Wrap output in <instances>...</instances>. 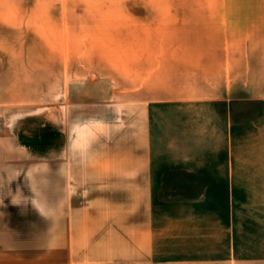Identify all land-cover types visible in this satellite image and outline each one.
<instances>
[{
  "label": "crops",
  "instance_id": "1",
  "mask_svg": "<svg viewBox=\"0 0 264 264\" xmlns=\"http://www.w3.org/2000/svg\"><path fill=\"white\" fill-rule=\"evenodd\" d=\"M195 6L0 0V165L10 147L42 179L25 199L36 211L86 209L89 264H264V0ZM160 11L168 26H221L232 48L202 52L211 60L197 67L192 48L170 51L169 80L153 54L122 86L114 74L65 80L53 107L33 102L51 93L54 36L158 28Z\"/></svg>",
  "mask_w": 264,
  "mask_h": 264
},
{
  "label": "rangeland",
  "instance_id": "2",
  "mask_svg": "<svg viewBox=\"0 0 264 264\" xmlns=\"http://www.w3.org/2000/svg\"><path fill=\"white\" fill-rule=\"evenodd\" d=\"M229 1L110 0L114 4L157 6L160 9L169 5H186L193 9L202 7L195 5ZM120 8L121 6L114 5L108 9L113 11ZM181 13L187 12L178 11L176 14ZM188 13L193 14L192 11ZM159 14L162 17L159 23L161 26L158 28L73 32L54 36V46L58 45L59 49L50 50L51 59L58 58V64L57 61L51 62V80L46 83L51 93H48V97L33 102H46L48 107H53L58 103L57 97L65 80L92 79L114 74L117 85H121L124 71L154 68L153 54L161 57L164 79L169 80V69L173 67L170 64V51L185 49V46L188 49L192 48L195 53L194 66L197 67L202 66L201 61L211 60L204 58L202 52L217 49L221 47L222 42L225 44L224 47L232 48L231 37L216 30L221 26H205L197 19L185 23L183 20L176 21L175 24L171 23L172 26H168L166 12L160 11ZM95 18L98 20L97 24L103 22V16ZM52 38L53 36L49 37L50 46H53ZM56 39L59 40L58 43ZM149 59L152 61H148ZM12 113L13 108H7L8 132L13 122ZM9 136H11L10 132L8 142ZM11 150L13 149L9 147V164L0 165V264H89L86 209L36 211L25 199L27 195L33 194L31 191L35 188L40 189L42 179H33L32 174L27 173V170L22 173L23 165L20 167L13 162L16 159L11 155ZM254 154L264 158V150L255 151ZM18 175L22 180L18 179ZM47 180L51 187L46 189L55 193L54 180L52 178ZM80 188L78 184L73 191ZM184 189L186 188L170 189V194L185 195L187 191ZM47 196L50 199L47 205L54 207L61 205V195ZM69 196L73 197V205L78 206L85 200V192H74Z\"/></svg>",
  "mask_w": 264,
  "mask_h": 264
}]
</instances>
